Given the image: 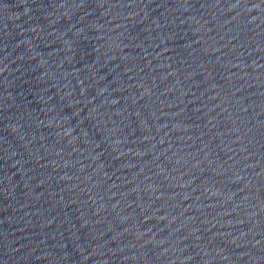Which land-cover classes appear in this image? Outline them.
<instances>
[{
    "label": "water",
    "instance_id": "obj_1",
    "mask_svg": "<svg viewBox=\"0 0 264 264\" xmlns=\"http://www.w3.org/2000/svg\"><path fill=\"white\" fill-rule=\"evenodd\" d=\"M0 264H264V0H0Z\"/></svg>",
    "mask_w": 264,
    "mask_h": 264
}]
</instances>
